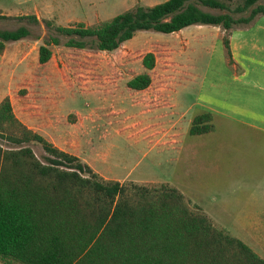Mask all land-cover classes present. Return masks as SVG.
I'll list each match as a JSON object with an SVG mask.
<instances>
[{"label":"trees","instance_id":"1","mask_svg":"<svg viewBox=\"0 0 264 264\" xmlns=\"http://www.w3.org/2000/svg\"><path fill=\"white\" fill-rule=\"evenodd\" d=\"M259 0H165L137 4L95 25H44L56 35L38 47L42 65L52 56L59 35L65 45L83 47L93 38L98 50L113 51L139 30L164 33L192 24L220 26L230 62V31L264 17ZM216 9L214 13L202 9ZM0 18L10 16L0 14ZM39 24L34 15L23 16ZM31 35L26 26L0 30L5 43ZM74 36L78 37L75 38ZM155 65L152 52L142 58ZM147 71L127 85L149 86ZM213 115L197 114L192 135L212 131ZM5 142V143H4ZM30 143L45 152L39 158ZM0 263L2 264H264V258L168 182L137 183L109 179L78 157L62 151L29 129L14 114L8 96L0 101Z\"/></svg>","mask_w":264,"mask_h":264},{"label":"rangeland","instance_id":"2","mask_svg":"<svg viewBox=\"0 0 264 264\" xmlns=\"http://www.w3.org/2000/svg\"><path fill=\"white\" fill-rule=\"evenodd\" d=\"M21 1L0 0V13L11 11L12 7L16 9ZM163 1L31 0L30 6L42 9L50 4L58 20L66 15L83 17L85 12L96 11L98 21L86 23L95 25L137 4L151 6ZM200 7L214 13L223 12ZM20 15L0 18V30H13L23 25L31 32L19 47L11 50H16L10 59L12 65L0 69V98L7 94L16 117L23 118L22 112H29L35 91L45 79L69 84L78 81L85 91L93 87L100 91L115 90V94L100 99L99 104L91 94L65 99L63 108L80 109L85 113L95 111L94 117L90 115L91 118L84 121L86 128L81 133L83 152L80 154L85 159H79L98 174L102 172L119 178L120 182H168L176 186L218 226L264 258V132L252 130L232 118L214 117L212 131L189 133L190 120L202 113L195 108L188 109L200 80L192 81L191 73L203 74L207 56L183 55V68L178 78L180 86L175 87L178 96L172 93L157 101L158 86L162 81H173L174 69H177L167 55L166 48L175 46L174 40H169V33L139 30L111 52L98 51L93 38L89 37L84 39L83 47L67 46L69 37L59 35V44L50 46L54 56L46 65H40L36 62V50L44 39L56 33L47 28L43 20L36 24ZM190 41L186 49L193 47V39ZM180 45H185L184 41L177 46ZM147 52L156 55L155 66L148 71L142 64ZM145 71L151 77L150 88L131 90L130 100L123 93L128 92L127 82ZM176 98L179 102L175 105ZM160 101L164 106L158 112H145L140 105L146 102L145 106L154 107ZM73 117L74 114H70L69 120ZM161 128L177 132L176 141L169 143V137H160L159 130L156 134ZM29 146L39 158H44L45 152L40 145L30 143Z\"/></svg>","mask_w":264,"mask_h":264},{"label":"crops","instance_id":"3","mask_svg":"<svg viewBox=\"0 0 264 264\" xmlns=\"http://www.w3.org/2000/svg\"><path fill=\"white\" fill-rule=\"evenodd\" d=\"M30 3L31 0H23L17 4L16 9L12 7L11 11L0 14L6 13L4 15L7 16L16 15L17 13H21L20 16L34 15L39 24L46 19L50 20L52 24L60 26H71L73 24L69 23L72 22H82L86 25V23H92V20L98 21L99 19L96 11H90L85 12L83 17L66 15L58 20L54 16L50 4L44 5L41 9L35 5L31 7ZM169 34V40L173 39L175 46L166 48L167 55L172 58V62L177 69H174L173 81L165 80L158 86L160 89L157 101L159 98L163 100L164 95L172 93H177L178 96L179 92L175 90V87L180 86L178 78L183 68L181 63L183 55H204L208 59L203 74L191 73L192 81L197 78H200V80L196 96L188 106V109L195 108L196 111L202 113L209 112L213 115V118H232L252 130L264 132V17L258 16L251 25L237 26L230 31L229 47L232 62L227 58L222 39L225 31L220 26L192 24ZM175 38H177L176 41ZM191 38L194 41V45L191 49H186V47L191 45ZM23 39L5 43V49L0 54V69L4 66L12 65L11 60L16 54V50H11L19 47ZM183 41L185 45L177 46L180 42L183 44ZM51 51L50 60L54 56L52 48ZM26 56L27 52L24 58ZM38 56V50H36V62L40 64ZM49 61L42 65H46ZM150 84L141 90L132 89L127 85L128 92L124 91L123 93L124 95L126 93L130 98L131 90L145 91L150 88ZM38 88H41V90L35 91L36 93L30 106L31 109L27 113L22 112L23 118L17 116L18 119L58 149L84 160L85 157L80 154V152H83V136L81 133L86 128L84 127V121L94 117L95 111L85 113L80 109L63 108L64 101L69 97L77 99L79 95L88 97V94H91V97L96 99L99 104L108 95L115 94V90L108 88L100 91L99 88L93 87L89 89L92 92L88 93L89 90L85 91L78 81H72L69 84L64 81L53 82L47 79ZM6 95H3L2 98ZM100 95H103L102 98ZM178 100V98L174 100L175 105L179 102ZM145 103H140V105L144 107L145 112L151 113L158 112L164 106L163 101L156 103L154 107L145 106ZM70 114H74L72 120H69ZM85 114H87V117H85ZM192 119L190 120L191 122ZM158 130L159 132L161 131L160 137H169V143L176 141L177 132L171 133L169 128L165 131L161 128L157 129L156 134ZM100 175L120 181L119 178L110 177L102 172Z\"/></svg>","mask_w":264,"mask_h":264}]
</instances>
